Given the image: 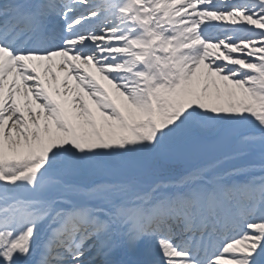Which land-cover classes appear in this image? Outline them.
Instances as JSON below:
<instances>
[{"label": "snow or ice", "instance_id": "6c2138e0", "mask_svg": "<svg viewBox=\"0 0 264 264\" xmlns=\"http://www.w3.org/2000/svg\"><path fill=\"white\" fill-rule=\"evenodd\" d=\"M0 264H264V0H0Z\"/></svg>", "mask_w": 264, "mask_h": 264}]
</instances>
